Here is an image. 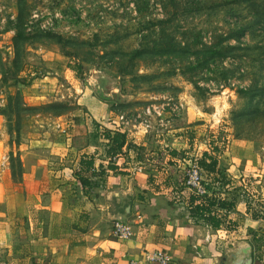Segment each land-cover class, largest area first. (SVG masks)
Segmentation results:
<instances>
[{
	"label": "rangeland",
	"instance_id": "374dc122",
	"mask_svg": "<svg viewBox=\"0 0 264 264\" xmlns=\"http://www.w3.org/2000/svg\"><path fill=\"white\" fill-rule=\"evenodd\" d=\"M0 97L20 145L35 124L107 129L148 107L172 137L191 101L264 153V0H0Z\"/></svg>",
	"mask_w": 264,
	"mask_h": 264
},
{
	"label": "crops",
	"instance_id": "0c3cea01",
	"mask_svg": "<svg viewBox=\"0 0 264 264\" xmlns=\"http://www.w3.org/2000/svg\"><path fill=\"white\" fill-rule=\"evenodd\" d=\"M184 107L186 124L172 137L132 124L118 131L122 148L89 118L67 135L35 124L20 145L0 114V264H129L156 250L170 264H218L241 240L252 243L253 264H264V153L252 140L208 130L195 102ZM205 152L218 160L204 170L209 197L232 203L216 207L217 228L189 217L193 193L180 165ZM117 218L129 222L130 239L112 235Z\"/></svg>",
	"mask_w": 264,
	"mask_h": 264
},
{
	"label": "built area",
	"instance_id": "2783aa9c",
	"mask_svg": "<svg viewBox=\"0 0 264 264\" xmlns=\"http://www.w3.org/2000/svg\"><path fill=\"white\" fill-rule=\"evenodd\" d=\"M3 107V100L0 97V110ZM161 109H151L148 107L143 113H139L138 118H131L125 113H121L117 116V120L113 121L114 127H111L112 131L118 132L126 129L130 125H139L141 129L146 133L152 131L154 128L151 117L159 118L161 116ZM162 120V119H161ZM137 122V123H136ZM56 127L64 134L69 133V126L65 123H57ZM107 129H110L107 127ZM105 129L101 131L104 132ZM198 156L185 157L180 163L184 174L185 186L199 199L205 200L210 196V191L204 183V169L198 163ZM200 201V200H199ZM133 234L132 228L126 220L123 218H117L114 221L112 228V235L118 240H128ZM171 258L166 251L156 250L154 252L147 253L145 258L134 259L129 264H170Z\"/></svg>",
	"mask_w": 264,
	"mask_h": 264
},
{
	"label": "trees",
	"instance_id": "16d2710c",
	"mask_svg": "<svg viewBox=\"0 0 264 264\" xmlns=\"http://www.w3.org/2000/svg\"><path fill=\"white\" fill-rule=\"evenodd\" d=\"M72 69L76 71L78 74L81 73V65L77 64L72 66ZM104 136L109 139L110 141H113L118 144L119 148H122L125 144V135L120 132H112L109 129H105L104 132H102ZM216 150L218 148L215 147ZM199 165L207 171L213 172L216 170L218 160L215 156L211 155L208 152L203 153L202 157L198 159ZM82 182L84 184L90 185V187H96L94 186V182L88 181L84 177H82ZM97 184V183H96ZM200 200L199 202H197ZM246 201L249 203L250 200L246 199ZM197 202V203H196ZM232 203H229L223 199H215L213 197H206L205 200L199 199L196 195L192 194L190 196V206L188 209L189 217L192 218L195 222H202V223H208L212 225L214 228L220 227L222 224V219L216 216L215 210L216 207L218 208H228L231 207ZM254 217L259 216L260 214L256 211H252Z\"/></svg>",
	"mask_w": 264,
	"mask_h": 264
},
{
	"label": "water",
	"instance_id": "95a60500",
	"mask_svg": "<svg viewBox=\"0 0 264 264\" xmlns=\"http://www.w3.org/2000/svg\"><path fill=\"white\" fill-rule=\"evenodd\" d=\"M97 93L105 100H114L112 95H105L99 88ZM253 245L248 240L237 241L234 246L226 249L224 254L218 259V264H253Z\"/></svg>",
	"mask_w": 264,
	"mask_h": 264
}]
</instances>
